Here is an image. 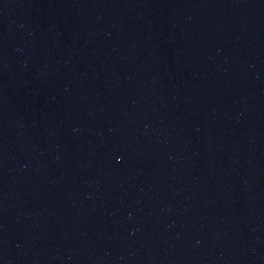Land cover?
<instances>
[{
    "label": "water",
    "instance_id": "water-1",
    "mask_svg": "<svg viewBox=\"0 0 264 264\" xmlns=\"http://www.w3.org/2000/svg\"><path fill=\"white\" fill-rule=\"evenodd\" d=\"M0 264H264V0H0Z\"/></svg>",
    "mask_w": 264,
    "mask_h": 264
}]
</instances>
